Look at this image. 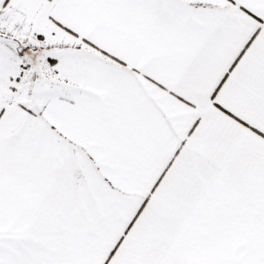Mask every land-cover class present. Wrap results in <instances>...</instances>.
<instances>
[{
  "label": "snow or ice",
  "instance_id": "snow-or-ice-1",
  "mask_svg": "<svg viewBox=\"0 0 264 264\" xmlns=\"http://www.w3.org/2000/svg\"><path fill=\"white\" fill-rule=\"evenodd\" d=\"M0 264H264V0H0Z\"/></svg>",
  "mask_w": 264,
  "mask_h": 264
}]
</instances>
